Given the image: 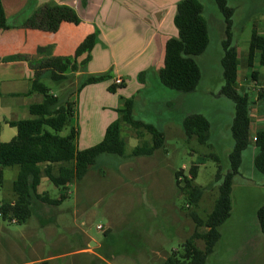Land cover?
Here are the masks:
<instances>
[{
    "label": "rangeland",
    "instance_id": "obj_1",
    "mask_svg": "<svg viewBox=\"0 0 264 264\" xmlns=\"http://www.w3.org/2000/svg\"><path fill=\"white\" fill-rule=\"evenodd\" d=\"M227 1L234 8V44L242 68L251 31L255 29L264 36V0ZM200 2L209 44L195 58L201 70L196 90L181 93L166 88L158 75L150 73L146 90L135 95L134 118L161 130L163 147L151 156H130L135 146L151 142V135L141 130L137 138L134 128L122 125L124 154H101L82 179L68 185L59 205L35 201L30 218L21 224L0 217V264H42L45 259L47 264H89L93 256L81 252L84 247L93 248L105 259L100 264H162L173 252H182V244L194 230L189 213L205 218L212 210L220 184L214 177L218 166L223 173L229 169L227 156L233 145L230 126L234 106L219 93L223 85L220 42L224 22L214 0ZM244 70L258 71L256 79L250 78L253 84L248 93L255 117L261 101L255 82L264 83L260 74L264 67L256 58L253 67L244 65ZM42 81L61 102L75 87L72 80ZM193 114L203 115L210 123L207 144H200L195 137L187 140L184 134L181 122ZM76 120L75 116V126ZM261 128L264 130V123ZM68 130L69 126L65 127L60 135ZM7 140L0 137V143ZM97 143L84 148L76 140L79 150ZM255 154L251 142L242 153L240 175L232 182L230 217L218 227L221 238L206 264H264V234L256 222V211L264 205V175L254 168ZM192 166L197 167L193 184L204 188L196 204L175 180L176 172L187 176ZM17 171L16 166L3 169L0 203L15 200L12 182ZM38 190L51 199H58L63 191L44 175ZM197 247L203 249V241H198Z\"/></svg>",
    "mask_w": 264,
    "mask_h": 264
},
{
    "label": "trees",
    "instance_id": "obj_2",
    "mask_svg": "<svg viewBox=\"0 0 264 264\" xmlns=\"http://www.w3.org/2000/svg\"><path fill=\"white\" fill-rule=\"evenodd\" d=\"M214 2L224 22V38L220 42L223 85L219 93L231 100L234 106L230 126L233 145L227 156L229 169L223 173L222 168L218 166L214 178L220 184L212 210L205 218L193 212L189 213L194 222L192 234L182 244V252H173L162 264H206L207 257L213 253L216 243L221 238L218 227L230 217L232 182L239 174L242 153L253 139L256 149L253 158L254 168L264 175V130H258L253 136L250 135L252 100L246 92L240 93L237 86L238 61L233 34L234 8L227 0H214ZM79 21L71 6L50 2L37 9L20 23V26L55 32L62 22L78 24ZM173 24L177 36L170 37L165 43L163 66L158 70V78L166 88L181 93H191L196 90L201 78V70L195 58L201 55L209 44L208 27L203 17V5L200 0H179L176 4ZM11 26L14 25L8 23L0 1V29ZM98 35V31L88 35L72 57L31 61L34 78L31 81L29 94L37 93L41 96V100L29 106L31 118L4 121L16 129V135L8 142L0 143V185L4 180V168L16 166L18 171L12 182L15 200L0 203V217L3 220L24 223L30 218L35 201L59 205L67 195L68 185L82 179L101 154L123 155L125 141L120 135L122 125L134 128L137 131V138L141 137V130L151 135V142H142L135 146L130 156H151L155 150L163 147V132L151 124L136 120L133 116L134 100L128 98L124 99L122 108L118 110L119 117L106 127L103 139L99 143L83 150L77 148V131L71 124L74 116L73 103L68 100L59 101L42 80L60 82L67 80L69 73L83 70L90 51L98 41ZM83 54L87 57L77 63V58ZM256 54L259 55V65L264 67V36L253 29L248 45V67H253ZM256 74L257 72H252L253 79H256ZM109 77V73L86 74L80 79L79 87ZM115 88L116 85L113 83L108 89L114 92ZM263 95L264 92H261L260 98ZM67 126H69L67 134L60 135ZM181 126L187 140L195 137L200 144H207L210 123L203 115L186 116ZM42 175L63 190L58 199H51L44 193L37 192ZM196 177V166L189 169L187 176L181 171L175 173L176 185L187 194L190 202L195 204L204 192L203 187L193 184ZM256 217L259 229L264 234V205L257 209ZM198 241H203V249L197 247ZM42 264H47V261H42Z\"/></svg>",
    "mask_w": 264,
    "mask_h": 264
},
{
    "label": "crops",
    "instance_id": "obj_3",
    "mask_svg": "<svg viewBox=\"0 0 264 264\" xmlns=\"http://www.w3.org/2000/svg\"><path fill=\"white\" fill-rule=\"evenodd\" d=\"M0 1L8 23L14 25L0 29V137H6V142L16 135V129L4 121L31 118L29 106L41 100L39 94H29L34 78L31 61L72 57L88 35L99 32L84 69L68 74L67 80H72L75 87L63 100L73 103L71 124L77 131V144L82 143L85 148L103 139L106 127L116 120V111L122 108L124 99L133 98L135 103V95L146 90L148 74L153 73L156 77L163 66L166 41L177 36L173 18L179 0ZM50 2L71 6L80 19L79 23L62 22L55 32L20 26L37 9ZM248 45L243 69L239 68L238 61L237 75L238 91L247 94L252 91V72L258 73L257 70L250 73L244 70V65L248 66ZM86 57V54L79 56L77 63ZM258 57L256 54L255 60ZM101 73H109L110 77L79 87L83 75ZM260 74L264 79V73ZM116 77L123 79V85L116 86L111 92L108 88ZM260 82L258 80L255 84ZM255 112L253 117L250 109V132L253 135L262 129L261 124L264 123V95ZM75 116L76 126L73 124ZM37 192L42 193L38 189ZM81 252L93 256L89 264L105 263L93 248L84 247Z\"/></svg>",
    "mask_w": 264,
    "mask_h": 264
},
{
    "label": "built area",
    "instance_id": "obj_4",
    "mask_svg": "<svg viewBox=\"0 0 264 264\" xmlns=\"http://www.w3.org/2000/svg\"><path fill=\"white\" fill-rule=\"evenodd\" d=\"M113 83L116 85V86H121L123 85V79L119 78V77H116L113 81ZM256 90L259 91V92H264V83L263 82H260V83H257L256 84ZM12 222H15L14 220H12ZM97 228H100V226H97Z\"/></svg>",
    "mask_w": 264,
    "mask_h": 264
}]
</instances>
